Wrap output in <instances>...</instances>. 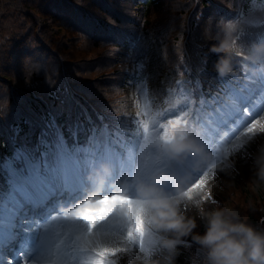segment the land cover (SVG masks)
I'll return each instance as SVG.
<instances>
[{
    "label": "trees",
    "instance_id": "trees-1",
    "mask_svg": "<svg viewBox=\"0 0 264 264\" xmlns=\"http://www.w3.org/2000/svg\"><path fill=\"white\" fill-rule=\"evenodd\" d=\"M246 1L7 0L0 4V162L18 147L37 145L53 116L65 136L70 127L81 125L79 139L84 140L91 128L89 118L99 125L98 117L107 123L132 111L128 78L138 72V63L144 65L153 99L161 98L178 79L195 99L202 91L219 87L223 77L216 64L225 53L213 48L227 39L233 56L231 73L239 72L242 46L264 32V27L246 26L236 17L237 8ZM250 199L252 210L255 203ZM243 223L264 233V219H256L253 210L243 216ZM191 257L190 264H207L204 250L194 248Z\"/></svg>",
    "mask_w": 264,
    "mask_h": 264
},
{
    "label": "snow or ice",
    "instance_id": "snow-or-ice-1",
    "mask_svg": "<svg viewBox=\"0 0 264 264\" xmlns=\"http://www.w3.org/2000/svg\"><path fill=\"white\" fill-rule=\"evenodd\" d=\"M244 22L264 27V18ZM257 42L264 46V33ZM252 68L253 74H245L243 81L218 80V94L201 97L198 105L183 82H177L169 90L177 110L162 112L159 122L151 125L147 119L137 120L136 127L127 130L104 123L103 117H98L99 125L89 118L91 128L83 142L79 139L81 125L70 127L65 136L51 117L37 145L18 147L0 162V264H70L61 251L59 234L43 227L53 220L69 222L79 234L76 248L85 254L83 264H119L130 249L142 252L157 232L147 202L137 197L139 182H148L156 171L168 168L190 177L187 191L201 192L209 178L215 177V169L226 166L228 157L243 149V144L226 148L222 134H228V144L241 135L264 134V59ZM136 69L143 72V63ZM138 87L146 93L147 80ZM189 137L211 157L199 169L191 156L177 159L170 155V143ZM105 164L112 174L127 173L136 195L104 192L77 205L85 176ZM69 204L73 205L69 211L53 217L58 206ZM120 221L126 224L121 231L105 227L113 222L115 227ZM6 249L11 250L8 260L4 258Z\"/></svg>",
    "mask_w": 264,
    "mask_h": 264
},
{
    "label": "rangeland",
    "instance_id": "rangeland-1",
    "mask_svg": "<svg viewBox=\"0 0 264 264\" xmlns=\"http://www.w3.org/2000/svg\"><path fill=\"white\" fill-rule=\"evenodd\" d=\"M6 1L7 0H0V4L4 5V2ZM240 14L242 15L240 16L239 21L241 24L246 26H249V24L244 22L245 19L248 21H254L264 18V0H255V3H253V0H247ZM243 34L244 32L241 31L239 36L241 37ZM257 41L258 39L252 41L248 48H246V55L250 54L253 46H262ZM241 52H243V50H241ZM239 62H242V66L245 67V72L243 74L244 78L245 74H253V63L249 61L246 64L242 58L239 59ZM145 79L147 80V74L145 72H137L133 75V77L128 78L130 86L129 94L133 97L134 108L132 111L123 112L114 116L107 122L110 126H119L121 129L132 130L136 127L134 121H143L144 119H147L151 125L153 121L159 122L162 112H167L169 109L173 111L177 110L174 97L170 95L169 90L175 89L177 82H182L183 80H176V84L168 87L166 93L162 95L161 98L156 97L154 100L148 95V86L146 93L143 88L138 87L140 82ZM238 80L243 81V78L241 77ZM185 85L186 84L183 83V87L191 93L190 89H188ZM204 96H206L204 98L207 99L208 96ZM200 99L201 97L199 95L197 102H195L197 105L199 104ZM261 123H264V120H262ZM228 138L229 136L227 133L222 134L221 139L226 148L239 147L243 144V149L228 157L227 165H232V167L220 165L217 169H215V177L209 178L206 188L210 189L207 193V195L210 196V199L203 201L199 206H197L195 202L181 205V211L183 214L187 218L193 219L196 223V228L193 229L192 233L188 236L182 237L181 242L177 244L174 249L168 250L161 244L164 234L156 230L157 235L153 237L152 243H146L142 252L130 249L127 254L122 255V258L119 260V264H146L148 261H152L155 264H190L194 248L203 250L193 239V236H202L206 230V221L201 216L199 210L200 207H203L205 212L226 210L227 213L234 215L239 222L242 223L243 216L249 215V211L251 213L252 210L253 212L255 211L256 219H264V216L263 218L261 216L264 214V182H259L255 176L256 169L253 163L256 155L258 154V149L260 147H264V134L257 133L253 138H247L241 135L238 136L236 140L232 141L231 144L227 143ZM10 156H6L5 158ZM148 163L151 165L153 162L149 160ZM102 166L103 165L100 166V169ZM221 168H223L224 171H220ZM160 174H170L176 176L178 179H186L187 182H185V187L189 184L190 177L186 178L184 175L175 174L168 168H162V170L154 173V175ZM99 175H101L109 184H113V189L111 188L110 191L111 193H127L130 196L136 195V192L131 188L130 177L127 173L112 174L111 170V174L109 175H102L101 173H99ZM167 191L170 195L174 194L173 190ZM100 195L101 194L96 195L95 198H99ZM201 195H204L203 191H201ZM250 198H253V202L255 203L252 210H249L248 206L251 202ZM197 199H199V197H194V201ZM83 200L84 199L77 200L75 203L78 205L83 202ZM72 207V204H69L67 207L58 206L56 212L53 213V217L62 215L63 213L69 211ZM125 226V222L120 221L115 227L114 222L113 224L105 227L108 231H121ZM43 227H46L50 233L59 234L61 251L64 257L70 261V264H79V261L80 264H83L85 254L79 252L76 248L79 234L71 227L69 222L53 220L49 221V223ZM199 229L200 232H198ZM169 238L173 237L169 234ZM189 244H191V246H188ZM10 255L11 250L6 249L4 258L8 260ZM171 258H173V260ZM9 264H11V261H9Z\"/></svg>",
    "mask_w": 264,
    "mask_h": 264
},
{
    "label": "clouds",
    "instance_id": "clouds-1",
    "mask_svg": "<svg viewBox=\"0 0 264 264\" xmlns=\"http://www.w3.org/2000/svg\"><path fill=\"white\" fill-rule=\"evenodd\" d=\"M213 51L225 53L216 64L218 75L221 77L229 75L233 70V56L230 54L228 40L222 41L219 47L213 48ZM246 59L251 63L264 59V46H253ZM169 149L170 155L174 158L184 156L195 158L197 169L211 160L204 147L193 138H178L170 143ZM253 163L256 169L255 176L259 182H264V147L258 149ZM98 171L102 175L111 174V168L107 165H103ZM220 171L224 169L221 168ZM167 185L172 186L175 198L166 190ZM136 191L138 199L147 202L151 211L149 219L152 226L164 234L162 246L172 250L181 242L182 237L190 235L196 228L195 221L187 218L181 211V205L192 202L197 206L201 205L208 199L207 193L210 189L205 188L204 195H201V192H189L186 190L185 180L170 174H160L152 176L148 182H139ZM194 197L199 199L194 201ZM199 210L206 221V230L202 236L196 235L193 239L205 251L207 264H264V233H258L252 227L239 222L226 210L205 212L203 207ZM169 234L173 238H169Z\"/></svg>",
    "mask_w": 264,
    "mask_h": 264
}]
</instances>
